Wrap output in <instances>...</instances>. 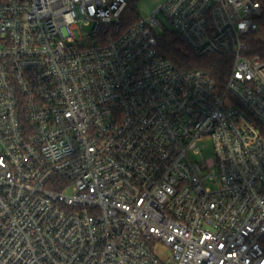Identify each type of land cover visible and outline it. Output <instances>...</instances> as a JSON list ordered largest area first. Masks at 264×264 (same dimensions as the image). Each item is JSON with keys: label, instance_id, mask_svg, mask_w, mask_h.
I'll use <instances>...</instances> for the list:
<instances>
[{"label": "built area", "instance_id": "2783aa9c", "mask_svg": "<svg viewBox=\"0 0 264 264\" xmlns=\"http://www.w3.org/2000/svg\"><path fill=\"white\" fill-rule=\"evenodd\" d=\"M129 3L0 0V264H264V0Z\"/></svg>", "mask_w": 264, "mask_h": 264}, {"label": "trees", "instance_id": "16d2710c", "mask_svg": "<svg viewBox=\"0 0 264 264\" xmlns=\"http://www.w3.org/2000/svg\"><path fill=\"white\" fill-rule=\"evenodd\" d=\"M126 22L132 23L141 15L137 9L135 0L130 3L125 11ZM158 47L169 56L181 69H200L208 73L218 84H224L230 72L231 60L226 54L198 55L184 38L175 30L165 29L158 33ZM254 54H259L264 59V40H253Z\"/></svg>", "mask_w": 264, "mask_h": 264}, {"label": "rangeland", "instance_id": "374dc122", "mask_svg": "<svg viewBox=\"0 0 264 264\" xmlns=\"http://www.w3.org/2000/svg\"><path fill=\"white\" fill-rule=\"evenodd\" d=\"M166 0H135L137 9L142 17H148L154 13V11L157 9V7L161 4H163ZM162 22L165 24V27H160L157 29V31L160 33L164 31L165 29L173 30L171 25L167 22V20L159 15ZM263 38H264V31L262 32ZM206 156L211 155V151L207 150L205 152Z\"/></svg>", "mask_w": 264, "mask_h": 264}]
</instances>
